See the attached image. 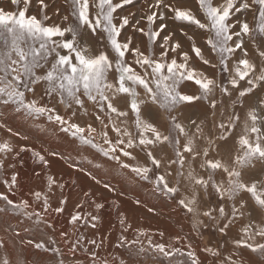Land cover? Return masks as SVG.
Listing matches in <instances>:
<instances>
[{
	"label": "snow or ice",
	"instance_id": "obj_1",
	"mask_svg": "<svg viewBox=\"0 0 264 264\" xmlns=\"http://www.w3.org/2000/svg\"><path fill=\"white\" fill-rule=\"evenodd\" d=\"M134 2L60 0L58 7L56 0H0V129L27 140L8 126L9 113L46 122L81 146L73 149L77 155L82 150L93 158L83 156L86 163L77 164L62 152L48 155L110 193H117L115 186L94 173L127 172L174 201L197 232L225 239L194 245L177 235L172 242L157 241L123 214L114 245L106 236L88 239L81 229L98 227L96 213L105 204L86 191L87 205L79 202L70 215L71 233L26 243L50 253L53 264H264V0H194L196 10L191 0H143L147 12L121 14ZM177 22L189 50L171 27ZM188 28L204 32L212 58ZM128 29L145 39L136 41ZM192 54L211 75L193 65ZM190 107H200L202 118L182 121ZM84 117L98 126L82 124ZM23 152L49 166L41 151L4 139L0 173L14 169L11 158ZM18 175L0 180L6 188L0 219L23 218L38 230L54 229L50 217L63 214L68 202L63 178L48 175L47 191L30 193L34 207L29 199L10 198ZM56 190L61 198L53 207ZM13 248L0 238V264H16ZM244 250L261 259H245Z\"/></svg>",
	"mask_w": 264,
	"mask_h": 264
},
{
	"label": "rangeland",
	"instance_id": "obj_2",
	"mask_svg": "<svg viewBox=\"0 0 264 264\" xmlns=\"http://www.w3.org/2000/svg\"><path fill=\"white\" fill-rule=\"evenodd\" d=\"M57 6L60 5V0H56ZM7 4V0H5ZM190 6L193 10L198 8V5L191 0ZM63 12L64 9L61 8ZM121 14L127 15L129 12H147V9L143 7V0H135L134 4L127 5L123 10H120ZM202 14L198 13V16ZM146 22H142L141 26H145ZM171 27L175 29L177 35L176 38L180 39L184 50H189V43L185 38L179 34L181 25L179 22L172 24ZM190 34L196 38V43L200 46L206 57L212 58L214 54L209 53L205 46V34L202 30L195 28L187 29ZM128 34L135 36V40L142 42L145 38L139 33H133L130 29L126 30ZM251 51V50H250ZM192 63L194 66L201 68L211 75L212 70L207 66H203L201 62L192 54ZM252 59H256L254 55ZM117 103H121L119 100ZM62 110V108H61ZM91 112L92 109L90 108ZM166 119L167 114L162 113ZM202 110L200 107H190L183 110L181 120L187 122L188 118L199 119L202 118ZM8 126L13 129L14 132H19L21 136H27L28 139L24 140L18 136H12L11 133L7 132L6 129H0V140L10 139L15 145L27 146L34 148L37 151H41L42 154L46 155L49 160V166L45 167L40 161L35 160L30 152H23L19 157L11 158L12 162L15 163L14 169L7 168L6 172L0 173V180L4 178H10L12 172L18 173V187L15 190V194H10V198L16 201L21 199H29L33 206L37 205L34 202V198L30 196L31 192L34 191H47V177L51 174H58L63 178V182L66 187L63 189V196L68 198V202L65 205L66 211L58 216L52 215L50 218L55 224L54 229H41L38 230L30 222L20 219L19 222L15 218H9L8 222L5 223L3 219H0V238L6 240L9 244L14 245V257H12L16 264H53L51 254L46 253L43 249H35L33 246L27 245L28 239H35L37 242L40 239L47 240L49 236H55L59 239V232L68 231L72 232V226L69 224L70 215L74 213L76 205L83 201L86 205L89 198L85 197L84 193L91 192L94 194L93 198H101V202L105 204V208L98 214L101 219L96 229L84 228L81 231L87 236L88 239L95 236L99 239L102 236L108 237L109 245H114L115 241L121 233V225L119 223L120 215L127 216L128 222L132 224L133 228H140L148 230L153 233V239L162 242H172L173 238L179 235L182 239L189 237L194 245L201 242L208 243L209 239L214 242L223 243L225 237L220 236L214 232L204 230L203 234L197 232L193 228V219L186 214L182 209L176 207L175 202L169 200L166 197L161 196L159 193H153L152 188L147 182H140L131 178L127 172L118 173L116 169H112L111 175H103V171L100 173H94L103 176L107 182L117 189V193H110L103 188L102 185H96L89 178L85 177L82 173H79L68 167V164L64 160L58 157H52L48 153L52 151L65 153L67 156H71L77 164L86 163L82 159L83 156H87L88 159L93 157L87 152L81 150L80 155L73 149L80 148L78 144H73L69 137L59 133L52 132V129L46 122L37 123L29 120H25L21 117L12 116L8 114ZM87 120L89 123H93V126H98V122L94 121L92 117H84L80 122L83 124ZM131 123V121H130ZM160 152V149H157ZM167 151H171L168 149ZM175 167V166H173ZM108 166H105L107 170ZM115 177V179L113 178ZM0 192H6L5 186L0 183ZM119 192H123L124 195H119ZM61 198V191L56 190L55 195L51 198V203L55 207ZM136 200H140L141 203L137 204ZM113 201L116 203L114 204ZM0 201V205H2ZM153 208L154 211L149 212L148 209ZM91 210V209H88ZM205 222L207 223V219ZM10 225V226H9ZM163 232L164 236L161 238L158 233ZM236 230L233 229L229 236H234ZM19 233V235H15ZM128 235L131 237L134 235L133 232H129ZM25 243H21V241ZM111 251L116 252L114 247L110 248ZM245 259L260 260L261 258L248 250L243 252ZM77 256L83 259L82 253H77ZM69 264L71 262L69 261ZM145 264H153L151 260H145Z\"/></svg>",
	"mask_w": 264,
	"mask_h": 264
}]
</instances>
